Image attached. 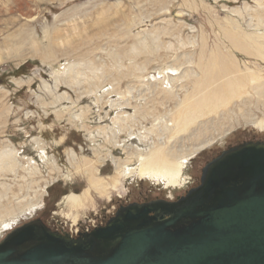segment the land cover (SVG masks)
<instances>
[{
  "label": "rangeland",
  "instance_id": "obj_1",
  "mask_svg": "<svg viewBox=\"0 0 264 264\" xmlns=\"http://www.w3.org/2000/svg\"><path fill=\"white\" fill-rule=\"evenodd\" d=\"M259 2L264 4V0H0V146H4L1 151H5L7 145L9 148L14 146L18 162L10 172L0 176V182L10 186L1 200L8 206H17L21 201L35 198L37 184L28 188L25 182L30 179H38L40 184H44L45 179L49 181L38 205L0 221V241L14 228L35 218H41L53 229L76 234L86 227L106 224L122 205L184 195L199 184L203 167L224 149L249 140L264 141V128L254 122V119L264 117V97L258 96L251 82L230 107L220 108L218 113L205 118L208 122L200 129L199 137L184 139V144L191 146L207 135L216 137L188 157L180 184L166 186L161 178H142L134 174L122 176V182L116 191H111L110 197L92 191L81 210L64 202V196L69 192L83 193L88 186L86 173L76 162L70 161L72 150L78 159L91 161L97 160L94 149L100 150L102 156L110 151L109 154L126 158L122 146L137 143L129 136L132 118L127 117L124 121V117L117 125L112 121L120 110L112 106L113 102L119 99L123 103H132V94L138 95L144 90L132 73L123 77L120 74L128 73L131 66L132 58H127L125 52L132 53V44L139 43L138 47L143 48V53L137 56L142 65L146 64L143 60H153L148 63L145 78L158 77L160 66L166 69V62L174 61L176 56L185 57L189 51H193V57L198 60L205 41L208 52L220 47L228 55H236L242 72H258L264 80V60L238 52L224 36V30L232 29L231 22L249 33H264V15L262 24L257 25L261 20L256 13L263 9ZM102 14L107 15L105 19ZM101 18L103 21L99 23ZM49 28L54 38L63 36L66 40L62 41L63 37H60L63 43L50 42L44 31ZM19 30L34 32L37 43L31 45L32 39L29 44H22V49L11 53L10 45L20 44V35L25 34ZM119 49L124 53L122 67L116 63L118 58H113L114 51ZM73 61L82 73L80 71L78 82L71 86L64 83L70 77L64 70ZM91 61L95 72L90 66ZM26 62L28 66L19 70ZM196 70L200 71L197 66ZM165 84L168 85V81ZM242 100L245 105H239ZM122 110L131 115L134 113L132 105H126ZM74 114L84 118L74 120ZM225 125L229 132L222 134L220 130ZM42 156L47 157L48 162ZM108 156L98 161L100 174L106 177L115 175L114 163ZM52 159L56 161L54 165ZM29 167L38 168L41 173L30 176ZM69 173L70 177L65 176ZM0 190L4 192L1 186ZM75 214L77 218H74Z\"/></svg>",
  "mask_w": 264,
  "mask_h": 264
},
{
  "label": "water",
  "instance_id": "obj_2",
  "mask_svg": "<svg viewBox=\"0 0 264 264\" xmlns=\"http://www.w3.org/2000/svg\"><path fill=\"white\" fill-rule=\"evenodd\" d=\"M0 264H264V141L224 149L184 195L122 205L90 232L26 221L0 241Z\"/></svg>",
  "mask_w": 264,
  "mask_h": 264
},
{
  "label": "bare ground",
  "instance_id": "obj_3",
  "mask_svg": "<svg viewBox=\"0 0 264 264\" xmlns=\"http://www.w3.org/2000/svg\"><path fill=\"white\" fill-rule=\"evenodd\" d=\"M259 3L261 9L263 8L262 10H259L256 13V15H258L257 18L260 21L264 15V4L261 2ZM102 15H104V19L107 16L106 14H102ZM99 17H101V15ZM98 19L96 21H98ZM102 21L103 19L101 18L99 20V23ZM231 23H232L231 25L232 29L228 28V30H224L222 27L221 28L222 30H224V36L231 42L233 48L243 54L254 56L258 60L259 59L264 60V33L257 34L258 32L254 33V31H252L253 33H249L241 29L237 23L235 24L233 22ZM261 24H262V20L260 21V23L259 22L257 23V25H261ZM44 31L46 32V36L49 37V39L51 40L50 42H52L53 44L63 43L60 40V37L62 38L63 36H59V38H56L58 37L56 36L54 38V33L53 31H51L50 28ZM19 32L21 34L25 33L20 35L22 37L21 39L22 42L20 44L12 43L9 48L11 50L9 52L11 53L14 52L13 50L22 49V46L29 44L28 41L32 39H34V41L33 40L30 41L31 45L33 44L34 46L37 43L35 40L36 35L34 32L22 31V30H19ZM163 33H165V31ZM153 34L155 33L153 32ZM158 35L159 34L157 33L156 36L159 37ZM65 40L66 39L63 37L62 41ZM134 43L132 44V47L130 46L132 50V53L130 52L131 55L125 52L127 58L128 56L132 58L131 66L128 65L129 66L128 73L122 72L120 74L123 77V76H128V74L132 73V75L137 79V81H139V83L144 86L143 87L144 90L142 89L143 91L139 92L138 95L132 94L133 95L132 103L131 102L123 103L120 102L119 99L118 101L115 100L116 103L113 102L112 106L119 107L120 110L117 111L112 121L115 125H117L120 124V122L124 119V117H126L124 121L128 120L127 117L132 118V128L129 131V136L132 137V139H135L134 141L137 143L136 145H132V146L130 144H127L124 147L122 146V148L126 152V158L116 157L112 153L109 154L110 151L107 152V155L102 156V154H100V150L98 149L96 150L94 149V153L95 155H97V160L95 161H91L90 159L87 158L78 159V156L73 150L69 153L70 161L72 160L73 162H76L78 167L82 168V171H84L87 175L86 177H87L88 186L84 189L83 193L69 192L67 195L64 196V202H68L69 205L72 206L73 208L78 207L79 208L78 210H81L86 205L87 200L89 199L90 196H92L91 195L92 191H95L99 195L105 194L108 197L112 196L111 191L117 190L118 184L122 182V176H132L134 174H137L142 178L144 177H148V178L157 177L159 179L161 178L165 182L166 186H170V185L173 186L180 184L183 175V170L185 168V163L187 162L188 157L191 154L198 152L199 150H201L202 148L213 142L216 139V137L207 135L201 138L200 140H198L197 142H194L191 146H186L184 144V139L187 136L189 139L194 136H196L195 138L199 137L202 132V130L200 132V129L203 127V125H205L208 122V120H205V118L211 115L212 113H218L220 108L230 107L235 98L242 96L244 89L248 83L251 84L252 82L253 83L252 89H254L257 92L258 96L264 97V80H262L260 74L254 71H251L250 73L247 74L242 72L239 66L240 63L238 62L239 59H237L236 55L233 56H231L230 54L228 55L220 47H217L218 48V49L216 48L217 50L208 52V47L206 46L207 43L204 41L205 44L202 46L200 50L201 54L200 57L198 56L199 57L198 60H195L196 57H193L194 54L193 51L191 52L189 51L190 52V53L188 52L189 54L182 53L185 55V57L176 56V59L174 61L172 60L171 62L170 61L166 62L167 64L166 69L163 68L165 66H160L159 67L160 72L158 77L153 75L151 77L145 78L147 74V70L149 68L148 63L151 59L149 58L143 60L146 64H144L143 62L144 65H142L141 62L137 60L138 59L137 56L143 53V48L138 47V45H140L139 43L138 44L136 43L134 44ZM165 47H169V46H165ZM184 48H185V44H184ZM109 55L111 56L112 54ZM113 55L112 56L114 60L118 58L116 60L117 62L115 61L118 64V66L119 67L124 66L123 65L124 61L123 64L121 63V58L124 57V53L121 51V49L114 51ZM151 61L153 62V60ZM75 64L76 63H74L73 61L72 65L70 64L69 67H67L66 70H64L65 72H69L68 75L70 74V77L67 78V80H64V83L70 84L71 86L74 85L75 81L78 82L77 75L80 73V71L82 73V70L78 71V69L75 68L76 67ZM85 64L86 63H84V65ZM92 65L90 64L91 68L94 67V65L93 66ZM195 65L198 67L200 71L196 70ZM98 69L96 67V70ZM101 69L102 68H100V70ZM73 71L74 72L76 71L75 75L72 74ZM93 71L95 72L94 69ZM100 72L101 74L104 73V72L102 73V71ZM92 74H96V73L92 72ZM137 81L135 82V85ZM166 81H168V85L165 84ZM133 88L134 87H132V89ZM137 97H139L138 101H137ZM127 99L125 101H127ZM240 104L245 105L244 100H242V102H240L239 105ZM126 105H132V107L134 108V113H132V115L122 110L123 107H125ZM230 109L231 108H229V110ZM82 117L83 116H81L80 114H76L72 118L76 120L78 118L81 119ZM222 118L223 116L221 117V119ZM254 122L258 127L264 128V117L260 119H254ZM148 124H150V127ZM226 125L225 128L220 130L222 134L229 130V128H227ZM210 126L209 128H211ZM126 128L127 127H125V129ZM120 131L123 130L120 129ZM112 133L114 134V132ZM35 140H37V142L39 141L38 139ZM115 144L117 145L118 143ZM38 145L40 148L43 149V146L40 145V142H38ZM3 148H4L3 145L0 146V176L1 177L5 175L7 172H10L13 166H16L18 164L16 157L17 156L16 148L14 146L12 148H9V145H7L5 151H1ZM13 154L15 155V157H13ZM108 155H110V157L112 158L111 160L114 163L115 175L106 177L100 174L101 170L98 165V161L99 162L102 161ZM42 158H44L43 159L44 161L48 162L47 157L42 156ZM52 163L53 165L54 163H56L55 159H52ZM27 170H28V175L30 176L31 175L34 176V174L40 171V169L33 167H29L27 168ZM65 176L70 177V173L66 174ZM24 178H27V176H24ZM25 183L27 184L28 188L29 187L33 188L34 183L37 184V186L35 185L36 188L34 190L35 198L31 200L29 199V201L26 202L21 201L17 204V206L12 207L11 205L8 206L4 204L1 200L4 194L8 190H10V186H6L3 182H0L1 188L4 189V192L0 190V221H4L7 218H10V216L13 217L15 213L19 211H23L25 208L28 209L38 205L47 191L46 189L48 187L49 181L45 179L44 184H40V180L37 179L33 181V179H30V182H25ZM77 216L78 215L75 214L74 218H77Z\"/></svg>",
  "mask_w": 264,
  "mask_h": 264
},
{
  "label": "flooded vegetation",
  "instance_id": "obj_4",
  "mask_svg": "<svg viewBox=\"0 0 264 264\" xmlns=\"http://www.w3.org/2000/svg\"><path fill=\"white\" fill-rule=\"evenodd\" d=\"M179 197V195H177V196H172V199L174 200V199H177ZM93 229V228H92ZM91 231V230H90ZM90 231H87V232H90ZM83 232V230H79L78 231V234L79 233H82Z\"/></svg>",
  "mask_w": 264,
  "mask_h": 264
},
{
  "label": "trees",
  "instance_id": "obj_5",
  "mask_svg": "<svg viewBox=\"0 0 264 264\" xmlns=\"http://www.w3.org/2000/svg\"><path fill=\"white\" fill-rule=\"evenodd\" d=\"M28 62H26V64H23L21 67H20V69L19 70H24L28 65Z\"/></svg>",
  "mask_w": 264,
  "mask_h": 264
},
{
  "label": "built area",
  "instance_id": "obj_6",
  "mask_svg": "<svg viewBox=\"0 0 264 264\" xmlns=\"http://www.w3.org/2000/svg\"><path fill=\"white\" fill-rule=\"evenodd\" d=\"M93 227H86L84 231H90V230H92Z\"/></svg>",
  "mask_w": 264,
  "mask_h": 264
}]
</instances>
